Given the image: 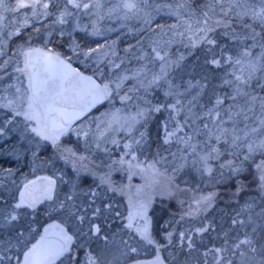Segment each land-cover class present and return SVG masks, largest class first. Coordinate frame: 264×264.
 Masks as SVG:
<instances>
[{"label": "snow or ice", "instance_id": "snow-or-ice-1", "mask_svg": "<svg viewBox=\"0 0 264 264\" xmlns=\"http://www.w3.org/2000/svg\"><path fill=\"white\" fill-rule=\"evenodd\" d=\"M0 140V264H264V0H0Z\"/></svg>", "mask_w": 264, "mask_h": 264}, {"label": "trees", "instance_id": "trees-1", "mask_svg": "<svg viewBox=\"0 0 264 264\" xmlns=\"http://www.w3.org/2000/svg\"><path fill=\"white\" fill-rule=\"evenodd\" d=\"M57 3H60L62 4L63 3V0H56ZM198 3H202L203 0H197ZM88 20V17H82V23L84 22H87ZM166 22L168 23H171L170 20H167ZM47 23L46 20H42V22L40 21H35L34 22V26L36 27H40V30L41 32L43 33L44 32V27L43 25H45ZM32 28H33V25H29L27 26V31L28 32H32ZM68 31L71 32V28H68ZM58 33V31H57ZM89 34L86 33V32H82L81 30H76L74 32L71 33V35H68L67 32L65 34V36L63 38H61L60 36L57 35L58 39L61 40V45H62V48L60 49V51L66 55H69L68 53L70 52L67 48V45L68 43L75 39L77 42L80 43L81 47H87V46H95V43L96 42H100V43H103V41L105 39H116L117 36H119V32H111V33H108L107 35L103 36V37H99V38H90V39H87L85 38V36H88ZM56 35L54 34L53 38L55 37ZM53 41V40H52ZM130 42L129 40H127L124 36H120V39L118 41V45H119V49L120 51L122 52L123 51V48H124V45L125 43H128ZM54 44V43H53ZM52 44V46H53ZM67 49H65V48ZM71 55V54H70ZM190 60V63H194L195 62V56L193 57H190L189 58ZM75 66L77 67H80L81 70H84V65L80 64L79 61H76L75 62ZM89 71H91V68H89ZM195 74V70H193V75ZM162 114L160 113L159 114V121H162ZM163 117H164V114H163ZM158 119L157 120H154V121H150V127H149V130H150V135L152 137V139L154 140L155 139V134H156V131H157V124H158ZM153 147V150L155 149V144L152 145ZM190 180L192 181V186L195 187L196 183L198 182V178L195 177V175H190ZM202 185V184H201ZM204 190H210L208 188H205ZM172 205H175V201H172L171 202ZM175 210V208H174Z\"/></svg>", "mask_w": 264, "mask_h": 264}, {"label": "flooded vegetation", "instance_id": "flooded-vegetation-1", "mask_svg": "<svg viewBox=\"0 0 264 264\" xmlns=\"http://www.w3.org/2000/svg\"><path fill=\"white\" fill-rule=\"evenodd\" d=\"M40 22H42V20ZM53 47L55 46L53 45ZM63 142H67L71 146L76 147L77 137L74 134L66 136L63 138ZM2 144H3V140H0V145ZM48 151L49 152L51 151L50 147ZM10 166H13V167L16 166L15 158L12 156H7V155H4L3 153H0V167H10ZM114 178L119 180L121 176L120 174L117 173V174H114ZM134 182H139V181L134 179Z\"/></svg>", "mask_w": 264, "mask_h": 264}, {"label": "rangeland", "instance_id": "rangeland-1", "mask_svg": "<svg viewBox=\"0 0 264 264\" xmlns=\"http://www.w3.org/2000/svg\"><path fill=\"white\" fill-rule=\"evenodd\" d=\"M78 30H80V29H78ZM82 31V30H81ZM82 32H84V31H82ZM56 36L53 38H51L52 40H53V45L55 46V48H57V50L58 51H60V49L62 48V45H61V40H59L58 39V37H57V35L59 36V33H54ZM54 36V35H53ZM85 38H87V39H92V38H99V36H92V35H88V36H85ZM88 47V46H87ZM65 48V47H64ZM65 49H67V48H65ZM69 55L71 54L70 52L68 53ZM159 114L160 113H157L154 117H153V119H152V121H154V120H157L158 119V121L160 120L159 119ZM166 115V113L164 114V116ZM162 120L164 119V117H163V114H162ZM149 127H150V123H149ZM65 144H68L67 142H64ZM68 145H70V144H68ZM61 165H62V162H61ZM201 187L203 188V189H205V188H207V187H205L203 184L201 185Z\"/></svg>", "mask_w": 264, "mask_h": 264}]
</instances>
